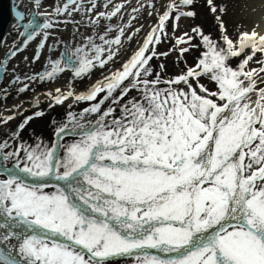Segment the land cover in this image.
I'll use <instances>...</instances> for the list:
<instances>
[{
	"label": "snow or ice",
	"instance_id": "6c2138e0",
	"mask_svg": "<svg viewBox=\"0 0 264 264\" xmlns=\"http://www.w3.org/2000/svg\"><path fill=\"white\" fill-rule=\"evenodd\" d=\"M195 2L62 0L46 7L29 0L32 8L21 10L23 0H16L20 41L0 59V80L10 74L22 94L68 72L66 89L45 93L49 108L68 100L69 108L88 107L67 113L51 145L39 138L35 145L9 143L42 111L0 140V264H112L128 257L134 264H264V35L243 32L233 40L222 21L226 9L206 0L219 39L200 26L177 36L180 20L196 16ZM145 12L156 22L138 48L77 93L73 82L115 63L141 33L136 22ZM69 24L74 44L60 36ZM81 27L91 34L81 35ZM37 38L31 63L46 52L44 71L17 75L18 65L9 64ZM163 43L170 46L159 51ZM194 48L203 51L189 66L183 58ZM173 53L184 69L174 76L163 62L154 69L153 60ZM0 92L7 95V87ZM20 107L0 115V125L23 115ZM50 187L55 191L46 192Z\"/></svg>",
	"mask_w": 264,
	"mask_h": 264
},
{
	"label": "rangeland",
	"instance_id": "374dc122",
	"mask_svg": "<svg viewBox=\"0 0 264 264\" xmlns=\"http://www.w3.org/2000/svg\"><path fill=\"white\" fill-rule=\"evenodd\" d=\"M48 1L49 0H44L43 3H46ZM245 1L247 2L248 0H215L218 7H224L226 9L224 14L222 15V21L226 26L227 34L233 40H236L239 34L243 32L251 33L255 31L259 35H264V9H263L264 5L263 6L257 5L256 4L257 0H255L254 3L245 5L244 4ZM115 2L119 3L120 0H115ZM131 5L135 6L136 0H131ZM47 6L48 5H46V7ZM192 10L195 11L196 16L194 18H182L179 22V27L176 31V35L177 36L181 35L183 32L186 31L190 32L192 27L200 26L202 30L205 32V34H210L213 38L219 39L220 37V31L218 27L219 21H217L215 19V16L209 12L208 7L206 5V0H196L195 4L192 6ZM128 11L129 12L131 11V7H129ZM80 18L81 17L79 14H75L76 20H80ZM125 20H127V16H125ZM150 20L151 18L145 12L142 14L140 20L136 22V26H139L140 24L143 25L148 24V21ZM112 23H119V21H117L114 18ZM82 28H86V27H82ZM66 29L67 30L70 29V24ZM98 30L103 31V27L99 28ZM169 31L171 32V23H169ZM68 33L65 32V36ZM141 33H143V30L141 31ZM141 33H139L137 36H139ZM13 35L14 34L12 32V34H10L11 39L15 38L13 37ZM61 38H63V36ZM66 42L69 44H74L76 41L73 40V36H72V38L71 39L69 38ZM194 43L196 42L194 41ZM138 46L139 45L136 46L135 37L133 38L132 41L126 42L125 48L120 53L121 56L124 53L121 61L119 60V56H120L119 55L115 63H111L110 65L106 66L104 69L97 68L96 70H94L90 78H85L82 81L73 82L72 86L75 88L76 92L80 93L81 91H86L88 87L92 85V82L90 80H93L95 83L96 81L101 80L103 76L108 73L109 70L115 71L116 69L120 68L121 64L129 58V56L138 48ZM169 46H170L169 43H163L159 45L158 48L159 51H166L169 48ZM202 51H203L202 48H194L189 53L185 54L183 60L187 62V65L192 66L195 64L197 58L200 56V53ZM34 52L35 50L33 51V53ZM53 58L54 59L58 58V54L53 55ZM161 62L165 64V71L168 76H174L185 68V64L183 61L177 63V55L175 53L168 56L163 61L153 60L152 64L156 71H159V64ZM13 63L14 60L9 64V69H11ZM238 63H239V58H234L231 60V64L233 67H235ZM45 65H46L45 61L39 62V64L36 62L35 67H30V68L28 67L29 69L25 70L21 74H19L18 72H16V74L23 76L24 73H28V74L41 73L44 71ZM251 66L255 67L256 65L252 64ZM101 74L102 76H100ZM5 77L6 79H12V76L10 74L5 75ZM70 79H71V74L65 72L62 76H60L59 79L53 82L32 83L30 86V90L22 94L17 92L15 88L17 87V85H7V89L9 88L8 90L13 88H15V90L13 89L14 92L12 94H8V96H5L3 100L0 98V107L4 109V111L0 112V115H4L5 111L6 113L4 116L12 115L13 111L10 112V106L14 101H16L17 103L15 107L22 106L20 107L19 111L22 112L23 115L16 114V118L10 121L8 124L0 125V140H8L11 133L17 129L18 125L23 121L25 117L32 115L36 111H43L44 115L31 120L28 123V125L25 127V129L20 133V137L23 136L22 142L27 145L28 143H33V142H29V139L27 137L31 138L32 135L35 134L30 132V130L34 128L38 132L37 134H35L36 137H38L42 141L50 142L51 131H48L47 129L48 127L46 128L44 127L45 124H47V122L57 121L58 124L63 123L64 122L63 115L65 112L73 111L75 113H79L82 109H84V107L88 106L86 102H81L79 104H74L72 108H69L68 105L73 104L72 100H69L68 102L66 101L63 105H56L55 107L49 108L50 101L48 96L45 95V93H47L48 91H52L55 88L66 89L69 85ZM200 83L204 84L206 87L212 90H215L216 88L214 82H210L207 78H202ZM0 85H3V83ZM132 95H136V93L133 92ZM36 97H39L38 108L33 106L35 102L34 98ZM28 99H32V101L34 100L33 103H31V106L25 104L26 102H24V101L28 102ZM118 113L119 110H117L116 115H118ZM21 140L22 139L20 138L18 141L9 140V143L12 145L13 148H15L18 144H20L19 141Z\"/></svg>",
	"mask_w": 264,
	"mask_h": 264
},
{
	"label": "bare ground",
	"instance_id": "6f19581e",
	"mask_svg": "<svg viewBox=\"0 0 264 264\" xmlns=\"http://www.w3.org/2000/svg\"><path fill=\"white\" fill-rule=\"evenodd\" d=\"M254 1L255 0H248L247 2L245 1L244 2V4L246 5V4H250V3H254ZM14 2L16 3V0H14ZM49 2V3H48ZM48 2H46V3H44V4H46V5H48L47 7H54L56 4H58V3H61L62 2V0H49ZM257 3V5H260V6H263L264 5V0H257L256 1ZM48 3V4H47ZM243 4V5H244ZM45 5V6H46ZM253 6V5H252ZM15 8V10L17 11V7H16V4H15V6H14ZM30 8H32V5L29 3V1H26V0H23V3H22V5H21V10H26V9H30ZM263 9H264V6H263ZM101 10H103V9H101ZM151 18V20L150 21H148V24H144V28H143V33H141L139 36H136L135 37V43H136V46L137 45H140V43H142V41H143V38H144V36L146 35V33L149 31V29H150V26L151 25H153L155 22H156V18H155V16H153V17H150ZM113 22V21H112ZM106 23V22H105ZM13 25L14 24H12L11 25V28L9 29V30H7V34H6V36H5V40L3 41V43L1 44V48L2 49H0V59H3V56H4V54H6L7 53V51H8V47L10 46V45H12L13 44V42H17V43H19V37H18V35H17V32H16V30L13 28ZM67 30V29H66ZM66 30H64L63 32H61L60 33V36L62 37L63 36V40L64 41H67L69 38L71 39L72 38V36H73V25H71L70 24V29H68L67 31ZM82 30V31H81ZM12 32H13V37H15L14 39H11L10 38V34H12ZM65 32L66 33H68V34H66V36H65ZM80 32H81V35H89V34H91V30L90 29H88V28H80ZM64 37H66V38H64ZM38 42H39V38H37V40H35V41H32L31 43H30V45L28 46V48L27 49H25V51L24 52H22V53H20L15 59H14V63H13V65H18V68H17V72L19 73V74H21L22 72H24L25 70H27V69H29L30 67H35V63L33 64V63H31V57L34 55V53H33V51L35 50V48H36V45L38 44ZM134 44V43H133ZM135 45V44H134ZM62 50V49H61ZM134 50V49H133ZM48 55L49 54H47L46 52L45 53H42V55H41V59L39 60V61H37V63L39 64V62H47V57H48ZM120 55V54H119ZM123 55H124V53H123ZM123 55L121 56H119V60L121 61V59L123 58ZM125 55H127V54H125ZM24 56H28L30 59H29V61L28 62H25L24 60H23V57ZM119 63V62H118ZM29 67V68H28ZM39 69V68H38ZM37 71V70H36ZM100 76H102V74L100 75ZM4 78H5V80H4V82H5V84H7V81L9 80V79H6V77L4 76ZM91 82H92V84H94V81L93 80H90ZM90 82V83H91ZM1 87H7V85H2ZM15 88H17V87H15ZM15 88H13L14 90H15ZM9 89V88H8ZM13 89H10V90H8V92H7V95H5L4 93H1L2 94V96L4 95V96H8V94H12L14 91H13ZM81 92H84V91H81ZM31 101V102H30ZM34 101V100H33ZM33 101H32V99H28V102L27 101H24V102H26L25 104H27V105H29V106H31V103H33ZM69 101V100H68ZM67 101V102H68ZM17 103H16V101H14V102H12V104H11V106H10V112H12V110L14 109V107H15V105H16ZM2 111H4V109H2L1 107H0V112H2ZM9 111V110H8ZM5 113H6V111L4 112V115H5Z\"/></svg>",
	"mask_w": 264,
	"mask_h": 264
},
{
	"label": "water",
	"instance_id": "95a60500",
	"mask_svg": "<svg viewBox=\"0 0 264 264\" xmlns=\"http://www.w3.org/2000/svg\"><path fill=\"white\" fill-rule=\"evenodd\" d=\"M15 4L14 0H0V42L2 43L5 40L7 30L11 28L12 24L16 23V10L14 9ZM0 49H2L1 44ZM6 54H4L3 58ZM1 81L2 80H0V82Z\"/></svg>",
	"mask_w": 264,
	"mask_h": 264
},
{
	"label": "flooded vegetation",
	"instance_id": "af4514ba",
	"mask_svg": "<svg viewBox=\"0 0 264 264\" xmlns=\"http://www.w3.org/2000/svg\"><path fill=\"white\" fill-rule=\"evenodd\" d=\"M104 106L107 107V103ZM68 112L69 111L65 112L64 115H63L64 116V122L67 121V113ZM71 112H73V111H71ZM118 115H119V113H118ZM57 125H58V122L57 121H55V123H54V121H50V122H47V124H45L44 127L45 128L48 127L47 128L48 131H51L50 132V136H51L50 142L43 141L45 144L51 145L55 141L56 137L54 136V131H55ZM30 132L35 133V134L38 133L34 128L32 130H30ZM35 134L32 135L31 138L27 137L29 139V142H33V143H28V145H35V143L37 142V138L38 137H36ZM19 138L22 139L21 141H19V143H21L23 141V136L22 137H19ZM71 139H72L71 137H67L66 138L67 142H71ZM18 140H16V141H18ZM25 142H26V140H25ZM45 191L51 193V192H54L55 189L50 187L48 189H45ZM112 264H134V260L132 258H130V257H128V258H119L118 260L113 261Z\"/></svg>",
	"mask_w": 264,
	"mask_h": 264
}]
</instances>
